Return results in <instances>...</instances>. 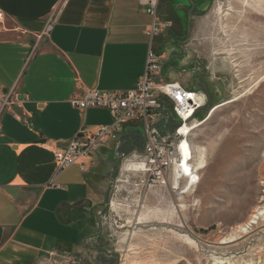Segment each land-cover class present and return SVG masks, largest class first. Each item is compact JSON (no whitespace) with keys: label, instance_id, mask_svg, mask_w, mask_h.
Returning <instances> with one entry per match:
<instances>
[{"label":"crops","instance_id":"0c3cea01","mask_svg":"<svg viewBox=\"0 0 264 264\" xmlns=\"http://www.w3.org/2000/svg\"><path fill=\"white\" fill-rule=\"evenodd\" d=\"M149 1L0 0V96L13 88L19 95L0 117V264H92L107 257L97 244L102 202L120 155L143 152L139 125L125 126L84 169L59 171L55 153L81 129L114 122L106 109L81 110L72 102L89 89H136L152 44L164 67L191 59L194 11L207 8L206 0H158L162 29L153 39L146 34Z\"/></svg>","mask_w":264,"mask_h":264},{"label":"rangeland","instance_id":"374dc122","mask_svg":"<svg viewBox=\"0 0 264 264\" xmlns=\"http://www.w3.org/2000/svg\"><path fill=\"white\" fill-rule=\"evenodd\" d=\"M206 2L194 11L191 59L173 60L163 74L206 96L199 121L232 101L193 132L208 166L186 194L170 182L143 190L120 156L99 216L107 257L92 264H264V218L230 239L264 197V0ZM135 131L143 146V127Z\"/></svg>","mask_w":264,"mask_h":264},{"label":"built area","instance_id":"2783aa9c","mask_svg":"<svg viewBox=\"0 0 264 264\" xmlns=\"http://www.w3.org/2000/svg\"><path fill=\"white\" fill-rule=\"evenodd\" d=\"M158 4V0L148 2L147 11L153 17V22L146 34L151 39L162 29L157 16ZM163 64L161 55L153 49L152 44L145 73L136 89L124 94L89 89L82 100L72 102L74 107L81 110L106 109L114 122L94 132L83 128L67 148L57 150L55 161L59 171L74 165H82L84 169L86 159L93 157L109 140H118L125 126L135 124L144 129L143 152H135L131 156L123 153L120 156L124 164L131 166L126 171L137 188L150 190L160 185L167 187L170 182L173 190L181 191L195 173L198 177L196 183H199L200 175L193 164V124L199 121L197 114L205 108L206 100L200 106L194 99L197 92L190 91L178 81H169V77L163 74ZM18 98L15 88L0 96V117L18 104ZM18 118L23 120L22 116ZM184 127H188L186 133L183 132ZM184 145L189 154L187 159ZM188 168L191 174L187 172Z\"/></svg>","mask_w":264,"mask_h":264},{"label":"bare ground","instance_id":"6f19581e","mask_svg":"<svg viewBox=\"0 0 264 264\" xmlns=\"http://www.w3.org/2000/svg\"><path fill=\"white\" fill-rule=\"evenodd\" d=\"M260 19L262 21H264V18H260ZM194 99L196 100V102L200 106L204 105L205 100H206L205 96L202 95V94L195 95ZM230 103H232V101L227 102V103H225L223 105H219V106L215 107L213 109V111L211 112V114H210V116H209V118H208V120L206 122H208L212 118V116L216 112V110H218L219 108H221L223 106H226V105H228ZM206 122L200 123V121H195L194 124H193L194 125L193 130L195 131L197 128H201ZM187 131H188V127H184L183 132L186 133ZM184 150H185V154H186L185 158L187 159L189 157L188 156L189 154H188L186 145H184ZM190 158L192 159V156H190ZM193 161H194V163H193L194 164V168L196 169V171L199 172V171L207 168V166H208V163H207V150L205 149V147L204 148H202V147L195 148V157H194ZM190 171H191V169L188 168L187 172L189 173ZM189 174H191V172ZM261 174H262L261 181H262V184L264 185V164L261 166ZM191 178L192 179H189V181H187V184L184 186V188L182 190L190 189V187H192V184L196 183V181H198V177L196 176V173ZM186 193H187V191L184 192V194H186ZM263 203H264V197L258 203V205L254 209L253 213L249 216L248 220L245 221L243 224H240L236 228L233 229L232 236L230 237V239L233 238V237L240 236V234L242 232H244L245 230L249 231L250 226L252 227L253 225H255V223H257L256 221H259V220H261V218H264V213L261 212V211H263V207H262Z\"/></svg>","mask_w":264,"mask_h":264},{"label":"flooded vegetation","instance_id":"af4514ba","mask_svg":"<svg viewBox=\"0 0 264 264\" xmlns=\"http://www.w3.org/2000/svg\"><path fill=\"white\" fill-rule=\"evenodd\" d=\"M113 258V257H112Z\"/></svg>","mask_w":264,"mask_h":264}]
</instances>
